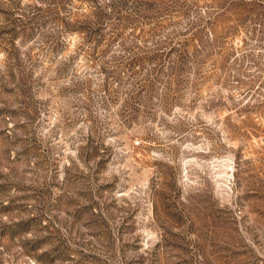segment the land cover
Returning <instances> with one entry per match:
<instances>
[{"label": "rangeland", "instance_id": "1", "mask_svg": "<svg viewBox=\"0 0 264 264\" xmlns=\"http://www.w3.org/2000/svg\"><path fill=\"white\" fill-rule=\"evenodd\" d=\"M0 264H264V0H0Z\"/></svg>", "mask_w": 264, "mask_h": 264}]
</instances>
